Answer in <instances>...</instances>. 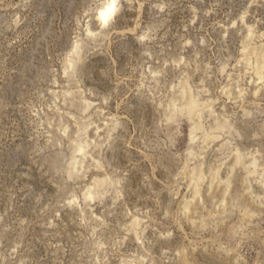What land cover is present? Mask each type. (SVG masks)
<instances>
[{"label":"rangeland","instance_id":"1","mask_svg":"<svg viewBox=\"0 0 264 264\" xmlns=\"http://www.w3.org/2000/svg\"><path fill=\"white\" fill-rule=\"evenodd\" d=\"M0 264H264V0H0Z\"/></svg>","mask_w":264,"mask_h":264},{"label":"bare ground","instance_id":"2","mask_svg":"<svg viewBox=\"0 0 264 264\" xmlns=\"http://www.w3.org/2000/svg\"><path fill=\"white\" fill-rule=\"evenodd\" d=\"M114 11H115L114 2L113 1L107 2L99 13V22H95L96 25L99 27L101 26L103 28L102 25H106L109 22V20L114 14Z\"/></svg>","mask_w":264,"mask_h":264}]
</instances>
